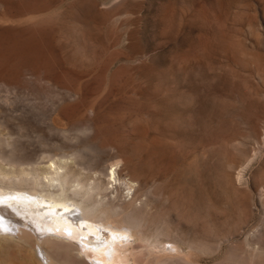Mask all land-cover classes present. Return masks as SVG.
<instances>
[{"label":"rangeland","instance_id":"1","mask_svg":"<svg viewBox=\"0 0 264 264\" xmlns=\"http://www.w3.org/2000/svg\"><path fill=\"white\" fill-rule=\"evenodd\" d=\"M153 133L172 181L139 160ZM58 160L118 166L106 207L177 245L159 264H264V0H0V173Z\"/></svg>","mask_w":264,"mask_h":264},{"label":"bare ground","instance_id":"2","mask_svg":"<svg viewBox=\"0 0 264 264\" xmlns=\"http://www.w3.org/2000/svg\"><path fill=\"white\" fill-rule=\"evenodd\" d=\"M172 133L171 134L174 137L175 135L174 131ZM128 135L129 134H127V137H131L130 135L129 136ZM172 135H169V137ZM151 136L152 139L149 138V135L147 138L148 140L146 139L149 142L144 141L145 139L142 138L141 141L143 140L144 142L147 143L145 144L143 142L144 144H141L139 146L140 148H138L137 150L138 152L139 149L141 151L139 155L141 159L139 158L138 159L143 162L142 166H144L147 171V174L145 175L150 176V178L156 181L162 179L163 180L170 179L174 174L172 172L175 171L174 167L176 160L174 159L176 157L175 158L170 157L171 154L169 156L164 151L165 149L163 150L159 147L164 143L159 142L160 137L158 134L156 136H158L159 140L158 138L157 140L153 139L154 133ZM156 136H154V138H156ZM149 139L152 141H150ZM153 140H155L156 143L158 141V144L160 143V145L159 146L158 144L156 145L155 141ZM107 142L103 141L102 143L103 146L105 145L104 143L107 144ZM102 144L100 143L101 147ZM121 144L119 146H121ZM169 144L170 143H168V145ZM117 145L118 143L114 144V147L115 148L119 147ZM168 145H166V147H168ZM108 148H104V149H108ZM125 149H128V147ZM125 149L123 151L124 153L126 151ZM169 150L170 149H168V151ZM98 152L96 154H98ZM123 152L122 154H124ZM169 152L171 153V151ZM96 154L94 153L95 156H97ZM2 155H6L4 154V151H2ZM8 155L10 154L7 153V156ZM11 155H12L11 161L15 159L13 160L15 162H12L11 164L12 166L13 163L17 165L16 162L17 159L20 160L18 161V163L19 162L22 163L23 160L22 158L19 159L17 158L18 156L16 157L13 154ZM94 155H93V160L96 158L94 157ZM8 157L5 158L6 161H8L7 160ZM58 161L51 162V164H49L47 168L45 167L44 172L39 170L40 173H36L37 171L36 170L35 173H33V175L31 176V178L29 177L30 179H26L27 177L23 178L24 176L22 178H18L20 177L18 176V174H16L18 177L16 176L14 179L13 177L10 178L9 175L13 173V172L11 173L10 171L8 175L9 178L6 179L7 176L5 175L8 172L3 171L2 169V172H6V173H2V172L0 173V264H43V262L37 257V252H39V254L43 256V260L45 259V264H140L136 261L135 258L136 248L134 246V243L136 241H139L144 245L143 252L145 254L143 255V262L145 264H159L166 262L168 259L180 257V254L178 253V247L174 242L163 241L158 243L155 242V240L153 241L150 240L151 239L150 237H149L150 239H148L147 235L143 234L140 231L141 228H139V226L142 223V221L140 219H137V216H133L131 212L133 209H131L129 212L131 213L133 218L136 217L135 221L140 220V223L138 221L135 222L132 219V217L129 216L130 215L129 212H126L125 210L124 213H127V215L125 214L123 215L125 217L121 216L122 218H118V215L120 216L121 215L120 213L123 214V211L120 212L121 209H119V213H118L119 207L117 206L114 207V205L112 207L111 203H109V205L112 208H110L109 206L108 208L106 207L108 205L105 202L106 194L108 192L112 194L113 190L116 189L118 185L117 184L115 186V184L118 183L119 181H120L119 184H121V180H123L120 178L118 174L119 172L117 173L118 170L116 171L115 168L116 165L113 164L114 163L113 161H112L113 163H110L111 165H109L108 168L106 167L107 170H105V173L103 172V170L100 169L104 174L102 172L100 173L97 171L95 173L96 175L94 174L95 177L99 173L100 175L103 174L102 177L106 179V182H104V180H102L103 178L101 177L102 178L101 179L100 176H98L97 178L95 177L93 178L91 176L92 178L91 177L90 178L92 180H89V178L88 179L83 178L84 174L82 172L81 173L83 174V176L82 174L80 176L79 175L80 173L75 172L73 169L71 170L70 166L68 169H70L71 172L70 170L68 172L67 165L65 164L66 162L61 163L62 161L59 162ZM119 161L121 162V160ZM89 162L90 161H88V163L82 162L84 165H82V163L79 162L80 163L79 165L81 167L82 166L84 167L86 166V164H88L87 167H89V164L91 163ZM247 163L249 162L247 161L246 164ZM8 164L10 165V163ZM96 164H98V161H96ZM90 165L92 166L95 165V162L94 164L92 162ZM243 165H245V162ZM96 166L97 165L94 166L95 168L92 167L91 169L89 167L88 169H91L90 171H92L93 169H97L99 167L97 166L96 168ZM87 167L86 169L85 168L84 169L88 170ZM173 168L174 171L172 170ZM140 169H142V171L144 170V172L141 171V173L143 174L146 173L143 167ZM32 171L33 170H31V172ZM73 171L75 172L74 176L71 175ZM92 172L95 171L93 170ZM77 173L78 176H75ZM19 175H20V171H19ZM240 175L241 173L237 174L236 181L240 180ZM146 179L147 182H149L150 179L149 180L148 178ZM172 179L173 178H171V181ZM124 181L125 179L123 180V182ZM126 182L127 185H129L128 184L129 182L128 181ZM167 183H168L167 185L170 186V182ZM109 185L111 186V188L108 187ZM167 187L165 186L166 189ZM165 190H163V192ZM156 193L154 192L155 195ZM191 200L192 199H190V201ZM77 208L81 212V216L78 213H76ZM142 227H144V225ZM17 232L18 235L13 234ZM138 233H140L139 237L137 236ZM38 235L43 236L45 239L42 242H40L39 241L40 238ZM16 237L18 242L14 244V247L7 245L8 242H12L13 241L12 239L13 238L16 239ZM36 245L38 246V251L35 248ZM12 248L15 249V256L14 257L11 256L10 258L8 254L10 249ZM3 256L4 258L6 257L5 261L4 258L2 259ZM8 257L10 259H8Z\"/></svg>","mask_w":264,"mask_h":264}]
</instances>
